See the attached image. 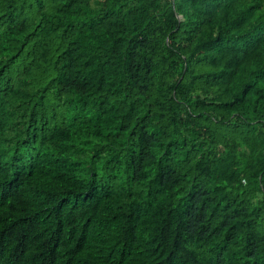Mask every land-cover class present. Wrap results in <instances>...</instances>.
<instances>
[{
	"label": "trees",
	"instance_id": "trees-1",
	"mask_svg": "<svg viewBox=\"0 0 264 264\" xmlns=\"http://www.w3.org/2000/svg\"><path fill=\"white\" fill-rule=\"evenodd\" d=\"M0 264H264V0H0Z\"/></svg>",
	"mask_w": 264,
	"mask_h": 264
}]
</instances>
